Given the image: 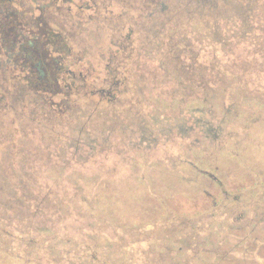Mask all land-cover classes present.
<instances>
[{
	"label": "rangeland",
	"instance_id": "1",
	"mask_svg": "<svg viewBox=\"0 0 264 264\" xmlns=\"http://www.w3.org/2000/svg\"><path fill=\"white\" fill-rule=\"evenodd\" d=\"M61 1L46 87L0 52V264H264V0Z\"/></svg>",
	"mask_w": 264,
	"mask_h": 264
},
{
	"label": "trees",
	"instance_id": "2",
	"mask_svg": "<svg viewBox=\"0 0 264 264\" xmlns=\"http://www.w3.org/2000/svg\"><path fill=\"white\" fill-rule=\"evenodd\" d=\"M44 3L47 4V1ZM46 9L45 5H42L29 13L26 19H20L19 15L15 14L16 19L11 18V24L13 22L15 25L11 27L10 32V41L13 44L11 48L15 51L12 53L9 47L4 46L12 65L21 70L24 69V64L39 78L55 72L56 67L52 68L51 63L58 62L55 55H61L65 51L68 38L58 22V17L65 18L66 14L61 10L51 9L45 12ZM1 29L3 32V27ZM2 43L5 44L3 40ZM30 64L33 67H30Z\"/></svg>",
	"mask_w": 264,
	"mask_h": 264
},
{
	"label": "flooded vegetation",
	"instance_id": "3",
	"mask_svg": "<svg viewBox=\"0 0 264 264\" xmlns=\"http://www.w3.org/2000/svg\"><path fill=\"white\" fill-rule=\"evenodd\" d=\"M45 1H47V4L44 3ZM61 2H62L61 0H41V4L45 5L46 8L51 9V10H59L60 6L62 5ZM35 5H38V4H35ZM40 7L41 6H39V5L37 6L38 9ZM34 8H35V6L33 8H31V10L34 11L35 10ZM9 12H6L3 15L2 24H0V52L5 50L4 46L6 45L7 48L9 47L11 49L10 52L13 53L15 50L11 48V46L13 44H11V41H10V32L12 31L11 27L13 25H15V23L13 24V22H12V24H11V18H15L16 19V17H15L16 13H14V11H13L12 14H10ZM2 27H3V32H2V29H1ZM1 32H2V35H1ZM2 40L5 43L4 45L2 43ZM3 54H5V51H4ZM8 58H9V56H8ZM55 58L58 60V62H53L52 61L51 64H55L56 65V69L54 70L55 71L54 73L50 74V76L44 75L43 78H39V76L35 75L34 72H32L29 68L24 66V64H22L24 69H21L20 72H22L24 74V76H25L24 78L25 79H29L33 83L45 84V87H46L47 83H48L47 82L48 78L49 77H53L56 72L61 71V69L59 67V63L61 62L60 56H57V57L55 56ZM30 67H33V66L30 64ZM37 79L39 81H37ZM41 79H43V80H41ZM43 89H45V88H43ZM209 133H210V131H209ZM231 153L230 154L222 153V156L223 157L232 158L233 162H235V160H239L240 161L242 159L240 157L239 153H237L236 151L235 152L232 151ZM219 154H221V153H219ZM229 155H232V156H229ZM245 156L249 160L248 164L250 165V168H253V170H256L258 172V174L260 175V179H258L257 177L255 178L256 181L253 179L254 183L253 182H252L253 184L251 183L252 187L257 184V180L259 182L264 183L263 173L258 168V167L261 168V165H264V164H262L263 162L255 160L254 155H252V154H248V155H245ZM255 157L257 158L256 155H255ZM230 164H232V163H230ZM215 168H213L212 171H214ZM211 172H208V171L204 170V174H209L212 179H215L217 181L218 188L221 191H224L226 197L231 196V195L238 196L240 194V191H239L240 188H237V189L234 188L233 190L229 191L228 188L223 184V182H224L223 178L221 177L222 179H218V178L215 177L214 173H211ZM262 185H264V184H262ZM31 186L32 185L30 183H27V182L26 183H19L17 185H13L12 186L13 190L25 191V193L23 195V198H20V199H16V200L12 199V198L5 199L7 201V203H8L7 207L9 209H11L12 207H15L18 210L19 216H24L25 218H29V219L32 218V217H37V216L45 217L46 219L48 217H51V216H47V214L45 212H43L44 206H45V204H47V200H48L47 198L48 197L45 194L42 195V197L44 199L39 198L38 196H33V194L30 192L31 191ZM244 186H246V185H244ZM245 190H250V189L248 188V189H245ZM241 191H242V189H241ZM208 193L209 192H206V195H209ZM263 194H264V190H263ZM45 199H47V200H45ZM60 204L61 203H58V205H60ZM29 222H30V220H28V222H27V227L28 228L32 226V225H30L31 222L30 223ZM263 224H264V222H263ZM37 225H39V226L36 227L39 232H42L44 230V228H46L47 231H50V229L48 227L44 226L42 221H40ZM212 240H213L212 237H208L206 241L204 240V245L207 244V243L214 245L213 242H211ZM210 252H212V251L209 250V249H206V247H205L204 253L209 255ZM263 252H264V249H263Z\"/></svg>",
	"mask_w": 264,
	"mask_h": 264
}]
</instances>
